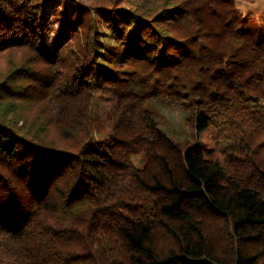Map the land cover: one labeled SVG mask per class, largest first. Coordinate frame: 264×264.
I'll return each instance as SVG.
<instances>
[{"label":"trees","instance_id":"trees-1","mask_svg":"<svg viewBox=\"0 0 264 264\" xmlns=\"http://www.w3.org/2000/svg\"><path fill=\"white\" fill-rule=\"evenodd\" d=\"M0 264H264V23L236 0H0Z\"/></svg>","mask_w":264,"mask_h":264},{"label":"rangeland","instance_id":"rangeland-1","mask_svg":"<svg viewBox=\"0 0 264 264\" xmlns=\"http://www.w3.org/2000/svg\"><path fill=\"white\" fill-rule=\"evenodd\" d=\"M86 6H90L92 0H77ZM240 9L244 13L249 14L253 20L259 23H264V0H236ZM59 7L58 2L52 3L48 6L47 11L49 16L52 18L56 8ZM65 13V12H64ZM94 18L98 17V13L95 12ZM97 20V19H96ZM98 27L104 30L105 25L103 22H97ZM59 28V24L52 20L49 31L45 36V45L49 46L51 53L55 55L56 52L59 54L66 53L65 50L71 40L65 38L66 32L58 34L55 32ZM73 46L75 43H71ZM77 51L76 48H74ZM121 62V60H119ZM118 61V62H119ZM113 104V97L110 92H106L103 96L101 103L100 113L103 115L107 109ZM151 109L154 111L155 119L158 123H161V127L177 142L187 143L192 139L193 131L189 128L186 121V111L180 103H172L165 98H156L151 101Z\"/></svg>","mask_w":264,"mask_h":264}]
</instances>
